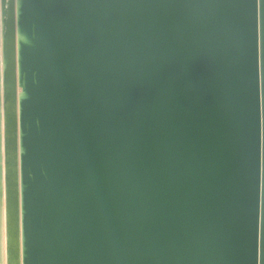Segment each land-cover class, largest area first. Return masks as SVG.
Instances as JSON below:
<instances>
[{
  "label": "water",
  "instance_id": "water-1",
  "mask_svg": "<svg viewBox=\"0 0 264 264\" xmlns=\"http://www.w3.org/2000/svg\"><path fill=\"white\" fill-rule=\"evenodd\" d=\"M0 264H264V0H0Z\"/></svg>",
  "mask_w": 264,
  "mask_h": 264
}]
</instances>
